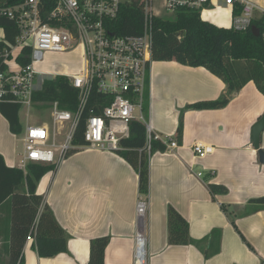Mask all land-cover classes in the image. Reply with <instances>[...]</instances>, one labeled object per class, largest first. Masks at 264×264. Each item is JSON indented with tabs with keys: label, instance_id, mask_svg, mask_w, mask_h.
Returning <instances> with one entry per match:
<instances>
[{
	"label": "crops",
	"instance_id": "crops-1",
	"mask_svg": "<svg viewBox=\"0 0 264 264\" xmlns=\"http://www.w3.org/2000/svg\"><path fill=\"white\" fill-rule=\"evenodd\" d=\"M254 2L264 10V0ZM0 32L2 41L4 32ZM222 96L229 97L225 108L186 110L190 104ZM23 110L32 111L21 107L20 134L12 132L0 111V156L6 167L26 172L21 169L24 149L18 144L32 124L24 123ZM262 116L264 95L252 82L231 94L221 79L204 68L152 62L149 123L155 134L177 140L182 118L178 149L151 154L145 148L138 152L135 165L119 153L75 149L37 186V194L69 237L67 252L41 256L37 240L30 236L19 264H89L91 242L102 237L110 238L105 264H135L136 207L141 196L150 203L145 228L148 264H264V206L251 203L264 197V164L251 140L252 127ZM198 143L213 146L214 153L198 159L193 151ZM143 161L149 169L148 195L140 193ZM9 176L0 164V264H12L13 259ZM210 185H223L228 193L213 194ZM170 207L188 221L193 240H206L203 245L210 246L211 257L194 245L169 244Z\"/></svg>",
	"mask_w": 264,
	"mask_h": 264
},
{
	"label": "built area",
	"instance_id": "built-area-1",
	"mask_svg": "<svg viewBox=\"0 0 264 264\" xmlns=\"http://www.w3.org/2000/svg\"><path fill=\"white\" fill-rule=\"evenodd\" d=\"M127 8L141 14L138 34L120 35L112 24ZM197 13L201 20L234 32L251 30L264 16L254 0H24L14 7L0 8V17L17 24L19 35L14 45L0 50V103L19 105L28 111L38 103L35 95L45 81L66 78L78 91L75 111L50 103L49 124L29 125L23 135L24 158L21 169L29 164L57 167L77 148L121 152L120 142L130 137L133 121L147 129V149L152 139L162 141L167 151L178 149L176 140L155 134L146 121L144 105L151 87L154 24L165 18L161 12ZM227 22L221 20V15ZM80 52L82 64L75 73L43 71L47 54ZM22 61H26L23 64ZM96 109L85 113L92 96ZM40 104H48L39 102ZM85 118V146H74L76 131ZM198 159L214 153L211 145L193 146ZM202 174H199V177ZM149 199L139 197L136 213L135 264H148V238L145 231Z\"/></svg>",
	"mask_w": 264,
	"mask_h": 264
},
{
	"label": "trees",
	"instance_id": "trees-1",
	"mask_svg": "<svg viewBox=\"0 0 264 264\" xmlns=\"http://www.w3.org/2000/svg\"><path fill=\"white\" fill-rule=\"evenodd\" d=\"M24 0H5L0 8L14 7ZM141 14L137 10L124 9L112 24V30L120 35L138 34L140 30ZM260 35L256 36L252 30L234 32L222 29L201 20L197 13L180 11L171 17L158 19L154 24V42L152 47L153 62H176L191 68H204L221 79L228 87L229 93L242 90L249 83H254L264 95V16L254 22ZM0 29L4 32V40L0 41V50L14 45L19 35L17 24L7 17H0ZM26 64V61H22ZM104 96L95 93L85 113L96 109V101ZM35 101L46 102L41 110L50 109V103L58 102L63 110L75 111L78 105V91L72 87L68 79L55 78L44 83L42 91L35 95ZM149 102V92L146 94ZM229 104V97L222 96L218 100L199 101L190 104L186 110H219ZM21 107L12 103H0L1 113L8 119L11 130L15 134L21 133L19 120ZM145 110V107H144ZM149 113V108L146 109ZM85 118L82 119L74 136V146H85L84 130ZM183 133L182 118L177 130V140L181 142ZM124 155L133 165L137 164L138 152L147 147L146 126L138 121L130 125V137L120 142ZM165 144L154 138L150 144V152H166ZM0 164L11 178L12 204V264H19L25 243L30 236L37 240L39 254L44 257H54L67 252L68 235L57 222L53 212L45 203L42 196L37 194L39 181L49 172L56 171L52 164H29L26 172L6 167L0 156ZM140 172V193L149 194L148 163L143 161ZM213 194H227L228 189L223 185H210ZM23 190L24 194L18 192ZM7 195V194H6ZM251 203L264 206V197L251 200ZM218 234L217 232H215ZM214 233V234H215ZM168 241L170 245H194L201 250L205 257L210 246L205 248V241L198 242L191 238L188 221L173 207L168 210ZM110 238L102 237L91 242L89 264H105V252ZM204 244V245H203ZM219 249L215 251V254ZM21 264V263H20Z\"/></svg>",
	"mask_w": 264,
	"mask_h": 264
},
{
	"label": "rangeland",
	"instance_id": "rangeland-1",
	"mask_svg": "<svg viewBox=\"0 0 264 264\" xmlns=\"http://www.w3.org/2000/svg\"><path fill=\"white\" fill-rule=\"evenodd\" d=\"M5 0H0L1 2H4ZM161 15L164 17H171L173 14L172 13H167L162 11ZM223 22H227V17L223 14L220 17ZM2 37V33L0 32V38ZM82 64V54L80 52H72L69 54H47L45 57V63L43 66L40 67V70L43 71H55V72H71L75 73L78 69H80ZM41 105L38 104L37 107H40ZM145 110H144V115L146 117V121L149 122L148 118V113L146 111L147 108H149V102L147 105V102H145ZM22 119L24 123L26 121L31 120L32 125H42V124H49L51 121L50 117V111L48 110H43L41 111L40 109H35L31 111V113H27L26 111L23 110L22 112ZM21 139V138H20ZM19 149L23 151L24 145L23 142L20 141L19 144Z\"/></svg>",
	"mask_w": 264,
	"mask_h": 264
},
{
	"label": "water",
	"instance_id": "water-1",
	"mask_svg": "<svg viewBox=\"0 0 264 264\" xmlns=\"http://www.w3.org/2000/svg\"><path fill=\"white\" fill-rule=\"evenodd\" d=\"M252 32L254 35L259 36L260 31L256 26L252 27ZM264 132V116H262L259 121H257L251 130V140L255 150L259 154V159L262 164H264V150L261 148V137Z\"/></svg>",
	"mask_w": 264,
	"mask_h": 264
}]
</instances>
